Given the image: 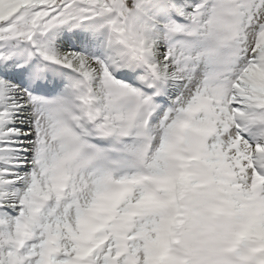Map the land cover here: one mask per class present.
Segmentation results:
<instances>
[{"label":"snow or ice","instance_id":"6c2138e0","mask_svg":"<svg viewBox=\"0 0 264 264\" xmlns=\"http://www.w3.org/2000/svg\"><path fill=\"white\" fill-rule=\"evenodd\" d=\"M0 264H264V0H0Z\"/></svg>","mask_w":264,"mask_h":264}]
</instances>
